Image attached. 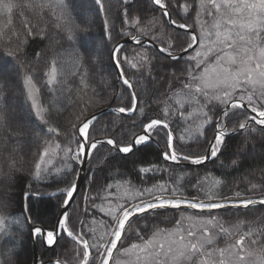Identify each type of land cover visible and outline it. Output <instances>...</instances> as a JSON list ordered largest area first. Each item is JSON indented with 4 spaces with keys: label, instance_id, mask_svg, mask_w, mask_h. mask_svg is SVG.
<instances>
[{
    "label": "snow or ice",
    "instance_id": "6c2138e0",
    "mask_svg": "<svg viewBox=\"0 0 264 264\" xmlns=\"http://www.w3.org/2000/svg\"><path fill=\"white\" fill-rule=\"evenodd\" d=\"M118 2L123 7L113 17L109 0H91L107 33L97 41L85 0H0V53L12 65L0 70V182L11 186L23 179L25 156L34 161L29 198L33 183L54 182L49 195L58 198L60 212L51 230L36 227L28 215L24 222L49 246L72 242L71 256L55 264H264V216L250 224L239 219L264 210V0H150L151 9ZM52 30L69 42L65 53L73 68L94 71L107 49L124 86L112 99L95 89L91 96L77 95L65 131L37 96V80L53 94L58 89L50 86L67 83L58 78L64 53L34 51L32 63L23 59L30 42L50 39ZM113 32L137 46L131 57L123 43L108 48ZM86 76L80 77L85 88ZM141 81L151 88L138 92ZM125 93L126 104L114 106ZM108 113L124 114L130 123L106 124ZM153 143L162 145L157 157L170 166L141 167L138 180L192 165L207 168V162L216 171H183L179 179L195 177L187 185L136 187L125 180L121 192L117 177L125 175L128 154L150 151ZM83 169L91 173L88 193L79 188ZM245 171L241 184L229 179ZM98 173L112 182L97 187ZM189 189L195 195L186 196ZM11 206L0 200V209ZM169 210H175L174 220ZM166 223L173 226H160ZM22 227L18 216L0 213V264H16Z\"/></svg>",
    "mask_w": 264,
    "mask_h": 264
},
{
    "label": "trees",
    "instance_id": "16d2710c",
    "mask_svg": "<svg viewBox=\"0 0 264 264\" xmlns=\"http://www.w3.org/2000/svg\"><path fill=\"white\" fill-rule=\"evenodd\" d=\"M109 3L111 15L113 17H118L119 11L123 7L122 3L118 2V0H109ZM134 3L137 7L140 8L145 7V5H147L149 9H151L152 7L150 0H134ZM83 8L88 12L93 21V38L97 41L106 39L107 33L104 30L102 21L103 14H101V17L96 16L91 0H85ZM148 15L152 16L153 14L149 12ZM154 16L157 21L160 22V13L156 12L154 13ZM161 26L167 27L166 24L163 23H161ZM119 27L120 23L119 19L117 18L116 28L119 29ZM24 35L25 34L21 32V39H23ZM112 35L113 40L108 44V48H111L115 43H120L123 39H125L124 37L118 36L116 32H113ZM165 39H167V37H165ZM57 40H59L60 42L56 43ZM125 45L127 54L131 57L133 54V49L137 48V46L134 43H126ZM146 46L150 48L151 44H147ZM66 49H69V42L63 40L55 30H52L50 39L30 42V46L26 48L25 55L23 58L25 62L32 63L34 51L40 52L43 50L45 53H47L48 56H52L55 53H64V55L59 57L58 68L62 75L58 76V78L61 80H66L67 83L50 86L58 89V91L53 94L48 92L47 87L43 86L42 83L37 80V86L41 88V92L37 94L38 99L46 107L51 108L49 118L53 121L54 124L61 127V131H65L68 127H70V121L73 117V113L76 110V106L73 101H75L77 95H84V93L86 92L88 96H91L92 89H95L98 93H100L101 96H106V98L112 99L118 94L119 90L124 87L123 85L119 84L116 79V68L111 67V65L108 63L107 49L102 50L104 62L97 65L94 71L91 66H88L84 69L73 68L71 65V57L68 56L67 53H65ZM0 57H2V59H0V70L7 71L12 67V65L8 63L10 58L5 53H0ZM66 60L68 61L67 63H65ZM40 66H43V62H41ZM74 71L76 72V75H72V72ZM84 73H87V76L85 78L86 83L88 85L87 88L80 84V77L84 75ZM132 79L135 84V77L133 76ZM145 86L151 88V85H146L145 81H141L140 85L137 87V91L143 92ZM68 88L72 89L71 93L67 91ZM88 96H86L85 98H88ZM126 102L127 93L124 94V100L116 101V104L114 106L119 107L122 104H126ZM106 106L109 105H103V107ZM111 119L122 121L123 123H130V121L127 120L124 114L108 113L104 117V121L106 124H108ZM160 147H162V145L158 147L155 143H153L152 149L150 151L137 152L134 157L131 154H128L129 159L127 161L126 167L121 169V172L125 175L117 177V179H120L122 182L121 192H124L128 187L126 184L123 183V181L125 180H130L132 185L136 187L149 186L152 183H156L157 181L166 182L169 184L183 183L187 185L190 183H195V177L183 176V179L181 180L179 179V175H182L183 171L199 172L201 175H203L206 171L209 170L216 171L215 165L210 162H207V168L203 166L192 165L183 170L175 169V171L171 174L158 173L152 179H149L146 175H141L138 180L137 176L135 175V171L141 167H151L153 164H159L161 167L170 166L166 164V162H164L162 159H158L156 153L159 152ZM225 163H228V161L225 160ZM248 163L251 164L252 160L250 159ZM33 164L34 161H32L28 156H25L21 171L23 179L11 186H9L5 182H0V200H8L11 201L12 204L10 208L0 209V213H3L5 215L18 216L21 223L23 224V227L16 233L17 239H19L20 241V254L16 258V264H32L34 258L33 237L28 223L24 222V216H31L32 220L35 222L36 225H41L42 227L51 230V225L55 223L60 212V208L57 206L59 203L58 198L49 195L50 193L56 191V186L51 180H44L43 182L33 183L32 192L35 194L31 195V197L29 198L27 184L32 183L31 172L33 170ZM251 172L252 174H255L258 178L260 177V173L257 171L256 168H252ZM216 174L219 175V172H217ZM247 174V171L243 173H234L233 176L229 179H235V182L237 184H241L243 176ZM90 175L91 173H87L85 181L81 186L80 190L84 193L89 192L88 177ZM140 180L144 181L143 185H141ZM108 182H112L111 176L106 177L105 173L97 174V187L101 183ZM231 191L232 189L229 190V194ZM184 194L186 196L195 195V193H192L190 189ZM29 202L31 203L30 211H28L27 209V205L29 204ZM73 207L76 206L74 205ZM190 213L191 210H189V212L185 214L187 215ZM175 215V210H169L168 219L174 220ZM230 215L231 214L229 213V216ZM102 216L103 214H98V218H102ZM229 216L223 218L227 221L229 219ZM261 216H264V210L256 211L254 214L247 216L239 215V219L244 220L250 224L253 221L258 220ZM160 226L170 228L173 225L171 223H166L161 224ZM97 228L99 230V226H97ZM37 243L39 253L43 261L58 258L62 259L65 256L70 257L72 254L71 249L73 247V244L68 239L61 240L57 245L48 247L44 243H42L41 240L37 237Z\"/></svg>",
    "mask_w": 264,
    "mask_h": 264
},
{
    "label": "water",
    "instance_id": "95a60500",
    "mask_svg": "<svg viewBox=\"0 0 264 264\" xmlns=\"http://www.w3.org/2000/svg\"><path fill=\"white\" fill-rule=\"evenodd\" d=\"M120 43H123V44H126V43H133L131 40H129V39H127V38H125V39H123ZM145 43H146V45L147 44H150V42L149 41H145ZM109 106H106V107H104L105 109H107ZM97 111H99V109L97 110ZM87 171H86V169H83V170H80V175H81V177H82V179L79 181V188L81 189V186H82V184H83V182L85 181V178H86V176H87ZM35 226L36 227H41V228H44V227H42L41 225H36L35 224ZM46 229V228H45ZM47 230H49V229H47ZM32 237H33V243H34V258H33V263L32 264H51V263H53V264H55V261L57 260V259H51V260H46V261H43L42 259H41V256H40V253H39V249H38V243H37V237L36 236H34V235H32ZM46 246H48V247H50L49 245H47L46 243H44ZM51 246H54V245H51Z\"/></svg>",
    "mask_w": 264,
    "mask_h": 264
}]
</instances>
